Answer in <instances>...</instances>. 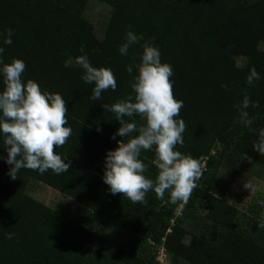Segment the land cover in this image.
<instances>
[{
    "label": "trees",
    "instance_id": "1",
    "mask_svg": "<svg viewBox=\"0 0 264 264\" xmlns=\"http://www.w3.org/2000/svg\"><path fill=\"white\" fill-rule=\"evenodd\" d=\"M88 1L0 0V58L5 64L23 60L24 81L31 79L43 92L60 94L68 108L65 126L72 129L66 144L55 149L70 161L66 173L21 169L16 180L8 175L12 166L5 163L0 134V264H157L153 245H160L171 262L264 264V240L239 224L238 211L220 197L228 181L218 176L264 170V155L253 149L258 132L236 123L248 96L260 104L247 109L257 117L251 127L264 128V50L258 49L264 45V0H97L110 8L100 39L84 17ZM8 29L14 33L10 45L4 44ZM129 31L142 39L122 56L119 48ZM146 41L159 49L161 63L172 67L174 97L183 101L177 119L184 120L186 130L183 145L175 150L199 160L203 168L179 217L173 212L180 203H166L168 193L165 201L150 191L146 205L132 203L122 194L112 195L103 182L106 153L121 137L112 139L119 123L102 105L134 96L132 77ZM80 55H87L93 67L111 69L116 90L91 100L94 84L81 79L83 69L75 64ZM236 57L244 60L241 67L235 65ZM253 67L260 79L249 86L246 78ZM133 119L144 124L140 116ZM215 149L217 156L212 154ZM140 159L148 165L146 178L154 179V152H143ZM28 179L116 224L139 242L123 247L47 208L24 193ZM195 202L205 205L203 215L190 213Z\"/></svg>",
    "mask_w": 264,
    "mask_h": 264
},
{
    "label": "clouds",
    "instance_id": "2",
    "mask_svg": "<svg viewBox=\"0 0 264 264\" xmlns=\"http://www.w3.org/2000/svg\"><path fill=\"white\" fill-rule=\"evenodd\" d=\"M13 34L12 29L7 30L4 44L12 43ZM141 39V36L127 32L126 42L119 48L120 54L127 55L129 48ZM142 49L137 74L132 77L134 96L102 105L104 111L112 113L119 123L112 139L121 137L118 147L106 153L103 182L109 186L112 195L122 194L132 203L146 205V196L152 191L161 201H165V193H168L166 203L186 205L202 177L201 164L190 155L175 150L177 145H183L186 124L183 119H177L183 101L174 97L170 80L172 67L161 63V53L151 41H146ZM3 53L4 48L0 47V57ZM75 64L83 69L81 79L86 84H94L91 100H101L103 92L116 90L117 82L111 69L93 67L87 55L76 57ZM0 66L4 84V90L0 92V134L7 150L5 163L12 166L9 177L16 180L21 169L40 174L48 170L56 175L66 173L71 166L70 161L66 163V159L55 151L57 147L64 146L72 135V129L65 126L68 123L66 101L60 94L43 92L31 79L24 81L26 65L23 60L13 59L5 64L0 58ZM126 71L131 74L132 67H127ZM246 79L249 86H254L260 79L255 67L249 70ZM259 107V102H252L245 96L239 106L236 123L247 127L250 132H258L253 149L264 155V128H252L257 117L250 116L247 111ZM135 116L142 117L144 124L138 125L133 119ZM124 137L129 138L127 142L122 140ZM143 152H154L152 163L158 170L154 179L145 176L148 165L140 159Z\"/></svg>",
    "mask_w": 264,
    "mask_h": 264
},
{
    "label": "rangeland",
    "instance_id": "3",
    "mask_svg": "<svg viewBox=\"0 0 264 264\" xmlns=\"http://www.w3.org/2000/svg\"><path fill=\"white\" fill-rule=\"evenodd\" d=\"M109 12L110 8L97 0H89L85 5L84 17L91 24L94 35L99 39L102 36ZM258 49L264 50V45H259ZM243 62L242 58H234L237 67H241ZM117 147L118 144L114 150ZM212 154L217 156L218 149L213 150ZM218 176L228 181L226 187L220 191V197L238 211L239 224L241 226L247 225L259 240H264V226H262L264 225V170L255 169L251 173L238 171L231 177L223 172ZM250 185L252 186L251 189L249 188ZM24 193L47 208L62 212L71 220L97 231L104 238L118 245L128 247L139 242L136 236L116 224L80 208L73 200L60 195L33 179L27 180ZM182 208H184V205L179 204L173 212V217H179ZM205 210L206 207L203 203L195 202L190 209V213L203 215ZM159 249L160 245L152 246L157 264H186L182 261L171 262L166 252L163 255H156Z\"/></svg>",
    "mask_w": 264,
    "mask_h": 264
},
{
    "label": "built area",
    "instance_id": "4",
    "mask_svg": "<svg viewBox=\"0 0 264 264\" xmlns=\"http://www.w3.org/2000/svg\"><path fill=\"white\" fill-rule=\"evenodd\" d=\"M163 253H164V251H163L162 247L160 246V249L158 252H156V255H159V254L163 255Z\"/></svg>",
    "mask_w": 264,
    "mask_h": 264
}]
</instances>
